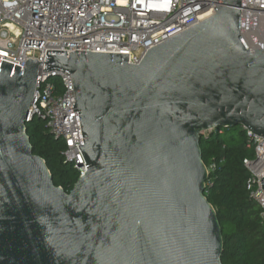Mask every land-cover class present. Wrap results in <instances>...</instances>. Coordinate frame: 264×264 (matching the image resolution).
Masks as SVG:
<instances>
[{"label":"water","instance_id":"1","mask_svg":"<svg viewBox=\"0 0 264 264\" xmlns=\"http://www.w3.org/2000/svg\"><path fill=\"white\" fill-rule=\"evenodd\" d=\"M215 9L139 64L47 50L44 71L71 73L84 138L70 192L27 134L40 61L0 59V264H224L200 139L236 125L264 137V49L240 35L241 0Z\"/></svg>","mask_w":264,"mask_h":264},{"label":"built area","instance_id":"2","mask_svg":"<svg viewBox=\"0 0 264 264\" xmlns=\"http://www.w3.org/2000/svg\"><path fill=\"white\" fill-rule=\"evenodd\" d=\"M222 0H0V59L24 67L40 61L35 101L27 122L38 115L66 142L68 160L87 171L71 73L44 71L47 50L128 53L139 64L147 51L215 14ZM240 35L250 51L264 49V0H241ZM62 79L61 88L53 78ZM247 132L256 157L244 159L246 188L264 218V137ZM209 171V169H208Z\"/></svg>","mask_w":264,"mask_h":264},{"label":"trees","instance_id":"3","mask_svg":"<svg viewBox=\"0 0 264 264\" xmlns=\"http://www.w3.org/2000/svg\"><path fill=\"white\" fill-rule=\"evenodd\" d=\"M26 128L34 153L45 159L55 185L70 192L80 172L65 154L64 139L53 135L48 121L38 115ZM246 143L247 132L241 125L215 128L200 139L203 161L209 169L205 195L222 227L224 264H264V218L246 188L250 172L244 164V159H253L256 153Z\"/></svg>","mask_w":264,"mask_h":264},{"label":"rangeland","instance_id":"4","mask_svg":"<svg viewBox=\"0 0 264 264\" xmlns=\"http://www.w3.org/2000/svg\"><path fill=\"white\" fill-rule=\"evenodd\" d=\"M53 83L55 84H62V79L61 78H58L56 81H54ZM215 129H210V130H207V131H204L203 132V135L207 136L209 135L211 132H213Z\"/></svg>","mask_w":264,"mask_h":264}]
</instances>
